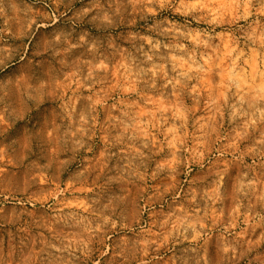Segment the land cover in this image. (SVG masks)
<instances>
[{"label": "rangeland", "instance_id": "374dc122", "mask_svg": "<svg viewBox=\"0 0 264 264\" xmlns=\"http://www.w3.org/2000/svg\"><path fill=\"white\" fill-rule=\"evenodd\" d=\"M0 264H264V0H0Z\"/></svg>", "mask_w": 264, "mask_h": 264}]
</instances>
